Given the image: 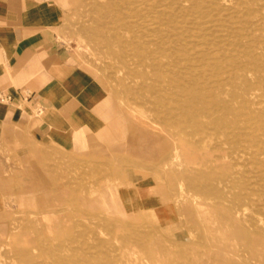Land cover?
<instances>
[{
	"label": "rangeland",
	"instance_id": "rangeland-1",
	"mask_svg": "<svg viewBox=\"0 0 264 264\" xmlns=\"http://www.w3.org/2000/svg\"><path fill=\"white\" fill-rule=\"evenodd\" d=\"M58 1L66 10L64 38L107 104L75 146H0L10 186L0 211V264H51L40 245L53 235V210L28 187L39 182L31 177L81 181L90 153L123 143L126 125L141 121L169 150L161 181L175 200L155 182V171L144 170L130 189L145 191L134 203L162 233L173 236L185 217L160 224L151 213L176 211L178 204L192 209L194 224L207 218L216 224L220 213L230 225L255 221L264 238V0ZM32 147L49 155L39 162ZM187 237L194 242L176 244L185 264H201L202 256L218 264L216 243L202 253L197 232ZM104 245L81 244L80 263L89 264L92 254L105 264Z\"/></svg>",
	"mask_w": 264,
	"mask_h": 264
},
{
	"label": "crops",
	"instance_id": "crops-1",
	"mask_svg": "<svg viewBox=\"0 0 264 264\" xmlns=\"http://www.w3.org/2000/svg\"><path fill=\"white\" fill-rule=\"evenodd\" d=\"M65 17L58 0H0V90L12 96L10 102H0V146L25 142L28 147L33 141L75 146L107 104L64 38ZM125 131L123 143L90 153L85 160L90 171L79 182L76 176L31 177L39 182L31 181L28 187L40 190L39 202L53 210L49 220L53 235L40 245L51 264H81L79 248L85 243L105 244V264H185L187 256L176 244L194 242L187 237L193 232L202 253L208 252L209 241L216 243L218 264H264V238L257 235L252 220H234L230 225L219 213L216 224L207 218L198 225L189 206L176 204V211L151 213L160 224L185 217L173 236L162 233L163 227L143 212L146 208L134 203L145 191L130 188L144 170L155 171V182L163 184L160 167L169 150L142 121L128 123ZM30 152L39 162L49 155L46 149L32 147ZM106 179L114 183L106 186ZM163 188L175 200L172 188L164 184ZM9 189L0 168V211ZM77 228L82 231L76 234ZM210 230L219 231L213 235ZM92 259L96 256L90 254L89 264H96ZM201 264H207L203 256Z\"/></svg>",
	"mask_w": 264,
	"mask_h": 264
},
{
	"label": "built area",
	"instance_id": "built-area-1",
	"mask_svg": "<svg viewBox=\"0 0 264 264\" xmlns=\"http://www.w3.org/2000/svg\"><path fill=\"white\" fill-rule=\"evenodd\" d=\"M12 100V96L0 90V102L7 103Z\"/></svg>",
	"mask_w": 264,
	"mask_h": 264
},
{
	"label": "bare ground",
	"instance_id": "bare-ground-1",
	"mask_svg": "<svg viewBox=\"0 0 264 264\" xmlns=\"http://www.w3.org/2000/svg\"><path fill=\"white\" fill-rule=\"evenodd\" d=\"M142 6V5H141ZM157 9V8H156ZM149 16V15H148ZM230 59V58H229ZM218 118V117H217ZM246 125V124H245Z\"/></svg>",
	"mask_w": 264,
	"mask_h": 264
}]
</instances>
